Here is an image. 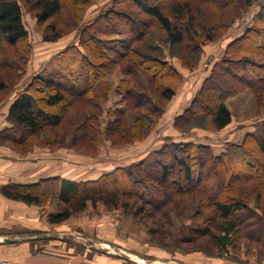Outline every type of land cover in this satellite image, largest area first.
Masks as SVG:
<instances>
[{
  "label": "trees",
  "instance_id": "obj_1",
  "mask_svg": "<svg viewBox=\"0 0 264 264\" xmlns=\"http://www.w3.org/2000/svg\"><path fill=\"white\" fill-rule=\"evenodd\" d=\"M63 2L69 10L73 11L74 8L75 14H78L79 20L72 23V28L77 29L78 45L66 46L49 59L52 66L32 76L24 90L9 106L6 116L9 126L0 130V144L10 147L19 154H27L36 147L73 148L75 143L83 141H87L89 149L96 152L104 141H114L111 136L116 134L115 132L122 130V133H130L131 127L127 125L121 127L125 124V113L129 108L144 110L138 121L143 120L144 123L148 122V125L141 130L140 138L133 137L134 139L126 141L128 139L123 136L121 142L143 140L183 81L177 70L164 59L162 53L165 46L171 51V57L178 59L183 67L196 68L203 47L219 40L230 22L235 20L233 12L237 15L242 14L256 0H125L123 3L113 0L110 9L99 12L84 27L80 25L85 12L90 7L89 0H0V56L5 54L3 46L14 49L16 53L23 46L25 51L20 53L18 63L14 60L3 61V58H0V97L11 88L6 84L2 71L17 70L19 75L14 74L12 78L10 77V82L16 81L28 62L30 45L27 30L21 19L22 9L35 19L37 26L45 29L49 26L48 22L60 14L65 5ZM198 2H205L211 7L209 6L208 11L204 10ZM227 13L229 17H226L229 19L226 20L225 17L222 21ZM217 19L218 22H213ZM150 23L157 26L158 37L162 38L161 44L157 43L156 34L148 31L147 26ZM50 29L52 32L44 33L43 41L53 42L59 38L55 28L50 27ZM221 30L224 33L223 31L221 33ZM218 32L221 34L219 35ZM172 48H175V54ZM253 50L264 51V6H260L259 12L254 15L253 26L226 47L224 57L213 65L209 75L202 81L197 95L175 119L174 124L178 130L182 131L189 122L206 118L212 125V130L220 131L228 126L231 122V114L224 98L231 87V79L240 87L264 88V52L258 53L263 57L262 64H258L247 57L257 53ZM237 55L239 57L236 61L230 60L229 57ZM144 64L154 71L153 74L146 73ZM116 68H119L122 76L131 78L136 92L129 93L123 79L119 82L114 90L120 96L119 104L122 107L106 112L108 116H113L114 120L104 131H100L98 118L100 108L97 102L100 98L104 100L109 96L112 87L110 80L105 77L110 70ZM217 72L225 74L230 81L227 89L219 79L214 80ZM86 92H91L92 96L86 98L84 96ZM65 94L70 96L69 102ZM147 99L154 102L152 107L145 106ZM75 100L83 101L93 109V112L77 109L75 117L77 118V114L80 115L77 119L81 120L78 126H83L80 130H83L81 134L83 138L72 136L70 145H63L62 141H58L59 134L56 131L65 115L62 113L65 107L62 106L64 103L65 106H73L71 104ZM188 114L192 117L189 116L180 124L178 120ZM46 132L51 134L47 135L49 139L44 138L40 141L34 139L39 134L44 136ZM248 146L255 148L264 156V131L258 135L253 133L247 135L239 145L226 143L225 150L218 155L213 154L208 145H198L193 142L167 144L154 153L155 160L150 164L138 163L133 168H116L97 179L80 182L53 177L29 185L10 183L0 188V194L6 199L34 206L42 205L46 197L53 198L61 209L60 212L48 216L49 224L63 223L70 216L82 213L87 205L94 206L97 203L109 210L121 208L125 214L139 217L141 212L145 215L146 210L137 211L135 210L137 208L134 209L132 206L134 203L123 202V198L129 197L132 193L126 190L143 186L145 182H153L167 190L173 175V166H178L181 181L191 184V189L198 190L199 193L205 190L202 189L203 184L209 183L213 177L216 180L213 190L207 189L201 194L205 199L207 198L215 216L214 230L202 232L192 227L188 229L189 234L197 233V235L192 234L195 239L209 236L210 243H204L202 240L201 243L196 240L189 241V238L181 237L182 239H178L174 246L160 233V230L163 229V232L166 230L156 224L153 226L154 232L147 231L149 243L152 247L168 253L189 254L200 251L207 256L212 255L202 248L212 245L218 253L217 257L224 255L227 257L228 248L239 237H245L241 221L237 216L247 208V204L237 195H233L234 190L226 195L222 192L226 187L232 188V185L241 180L233 169L235 166L239 168L242 164H238L235 159L238 155L249 157L245 152ZM168 148L171 150L165 152ZM190 152L199 154L193 157ZM159 156L164 160L160 161ZM201 157L209 161L212 167L204 166ZM195 162H198L202 169L197 175H194L192 170ZM241 182L243 180L239 183ZM163 204L164 201L156 203L151 199L142 200V206L149 205L157 212ZM257 209L260 212L259 218L264 223V212L259 207ZM185 228L187 227H183ZM258 231L260 232L261 228ZM262 232L264 234V229ZM155 234L160 236L159 240L153 237ZM246 239L264 247V237L250 235V238ZM188 244H193L194 248H186L185 245ZM177 245L183 247L179 248Z\"/></svg>",
  "mask_w": 264,
  "mask_h": 264
},
{
  "label": "rangeland",
  "instance_id": "obj_2",
  "mask_svg": "<svg viewBox=\"0 0 264 264\" xmlns=\"http://www.w3.org/2000/svg\"><path fill=\"white\" fill-rule=\"evenodd\" d=\"M116 1H120V3L125 2V0ZM89 2L90 7L85 12L83 18L84 20L82 19L80 27H84L86 24H89L90 21H92L99 14V12L110 9L112 7L113 0H89ZM199 5L207 11L211 7L210 5V7L206 5L205 2L199 3ZM260 6H264V0H256V2L251 7L245 9L242 14L240 13L239 15H237L235 14L236 12H233V16L235 15V20L230 22L225 33L223 30L220 31L221 33L223 31L224 34L220 36L221 38L219 40L207 44L206 48L205 46L203 47L202 53L197 63V67L194 69H187L183 67L178 59L171 57V51H169V49H167V46H165V50H163L162 53L164 59L169 62L179 74L181 72L182 75L180 74V76L182 79L185 78V82L182 81V84L176 90L175 95L166 105V108L163 110L162 114L156 119L155 123L152 124V126L150 127V131L147 133V136L143 140L121 142V138L123 136L128 139L126 141H129V139L140 138L142 136L141 130H144V128L148 125V122L144 123L143 120L138 121V119H141L143 115L142 112H145L144 110L139 111L133 108H129V110H127L125 113V124L121 127L123 128L126 125L128 127H131L132 130L130 131V133L124 132V134L122 133V130L115 132L116 134L111 136V139L114 141H104L99 149H96V152L89 149L90 147H88L89 145L87 141H83L82 143H75V146H73V148L57 147L51 149L47 147H36L27 154H19L10 147H6L0 144V147L4 150L1 159L6 162V164L15 166L10 171V173L12 174H14L16 170L20 171V166L25 169V167L27 166L25 164H27V162L30 160H32L30 161L32 163L42 161L39 159L35 160L37 157H40L44 158L43 160L45 161V165L55 168L54 172L56 174H60L63 176L72 175L74 177H79V179L82 178L83 180L87 179L88 177H90L89 175H91V177H95L97 179L102 174L112 172L116 168H120V166H123L121 168H133V166L138 163L150 164L154 162L155 157L153 156L155 152H150L154 145L155 147H158L156 145H162L159 148L161 149L164 145L173 144L174 142L179 143V141L183 140L192 141L195 144L198 143V145H200L199 143L208 145L214 154L215 152L213 148L224 151L226 148V143L239 145L244 141L247 135H250L252 133L257 135L263 133L264 88L261 86H257L253 89L240 87L235 85L234 81L231 78V87L227 92L228 95H226L224 98L225 105L231 114V122L228 126H226V128L220 131L212 130V125L209 123V120L207 118L189 122L184 126V129H182V131L184 132L178 130V128L174 124L175 119L181 115L183 110L188 107L191 99L194 98V96L199 92L202 81L209 75L213 65L224 57L226 47L237 37L242 35L243 32L253 26V17L259 12ZM77 15L74 12V8L73 11H71L65 4L60 14L48 22L49 26L45 29H42L37 26L35 19L26 10L22 9L21 19L28 33L30 54L28 62L18 80H12V82H10V77L12 78L14 74L16 76L19 75L17 74V70L12 71L9 69H5L4 71H2L4 80L7 82L6 84H9L8 86L9 88H11L9 89V91L7 89V91L0 97V118L6 112L4 106L7 105V103L11 104V102H13L19 96V94L24 90L27 84L26 82H29L30 78L35 74L42 73L44 71V68L48 69L52 66L48 61L49 59L54 57L58 51H61L67 45H78V34L76 35L77 29L72 28V23L79 20V17H77ZM226 16L229 17V13L224 16L222 21L225 20ZM228 17H226V20L229 19ZM213 22H218V19L213 20ZM50 27L55 28V30L59 33V38L53 42L43 41L44 33L50 34L52 32ZM147 29L148 31L156 34L155 39L157 40V43L162 42V38L160 39L158 37L159 32L156 25L150 23L147 26ZM172 49L174 50L175 54V48ZM3 50L5 51V54L0 56V58H3V61L14 60L16 61V63L19 62L20 53L25 52L23 46H21L17 50L18 53H16L14 49H8L4 46ZM253 51L257 53L255 55H247L249 60L258 64H262L263 57L261 55H258V53H263L264 51ZM156 55L157 53L155 54V56ZM237 57H239V55L229 58L230 60L236 61ZM43 60L44 63H42ZM143 67L145 68L147 74H153L154 71L148 68V65L144 64ZM109 72L107 73V77L105 78L110 80L112 90L106 99L101 100L100 98L97 102L99 103L100 108L98 110L100 131H104L106 126H109V123L114 120V117L111 115L108 116L106 112L122 107V105L119 104L120 96L114 90L118 86L119 82L123 79L124 82H126V90L129 93L136 92L134 86L132 85L133 81L131 80V78L129 79L122 76L120 74L119 68L113 69L111 73ZM226 77L227 76L225 74L217 72L214 80L217 81V79H219L221 82H223V87L227 89L229 87L230 81ZM13 82L15 83L13 85H10ZM183 83L186 84L187 88H191V91L187 89V92L191 94L189 97V101L187 102L183 97ZM84 96L87 98L92 96V94L91 92H86ZM65 97L68 98L69 102L71 99L70 96L65 94ZM149 100L150 99H147L145 101V104L147 103L145 106L152 107L154 105V102ZM157 101L161 102L160 100ZM65 104L66 103H64V105L62 106V108L65 107L62 111V113H64L65 115L63 117L62 124L57 128L56 131L59 134L58 141H62L64 143L63 145L69 146L72 136L83 138V135H81L83 130L80 131L83 126H78L81 120L77 119L80 115L77 114L76 118L75 112L77 111V109H85L88 112L91 111L92 113L93 109L80 100H75L74 102H72L71 105L73 106H65ZM169 105L171 106V108L173 107V105H175V111L169 108ZM43 108L46 109V107ZM189 116L190 114L178 121L180 122V124H182V122H184ZM190 117H192V115ZM7 126H9L8 123L5 127ZM47 135H51L50 132L44 133V136L39 134L34 139L36 141H40L42 139L44 140V138L49 139ZM170 150L168 148L165 150V152H169ZM193 152L189 153L190 155H193V157L199 154H194ZM245 152L246 155H249V157L246 158L244 156V158L242 155L236 156L235 160L238 164H242V166H240L239 168L235 166V168L233 169L235 174L239 175L241 179L239 180H243V182L239 183V181L237 184L235 183L234 185H232L233 187L231 186L232 188L226 187L222 192L224 195H226L230 191L234 190L233 195H237L241 201L246 202L247 208L238 213L237 216L238 220L241 221L240 224H242L245 237H239L234 242V244H232L230 248H228L227 257L226 255L217 257L218 253L214 248H212V245H209L206 248H202L205 252L212 256H207L200 251H194L191 253H200L206 257L211 258L227 259L230 261L234 260L239 263L246 262L245 259L248 258V256H255L257 260L264 261V247L259 243H255V241L246 239L250 238V235L260 236L261 238L264 237V234L262 232V229H264V223L260 220V212L257 209L259 207L264 212V156L260 152H257L255 148H251L249 146L245 149ZM33 153L34 156H32ZM47 158L50 159L47 160ZM51 158H53V160H51ZM169 158L170 157H168V159ZM201 158L203 160L204 166L212 167L209 164V161H206L203 157ZM159 159L160 161L164 160L162 156H159ZM48 162H51V164ZM173 167V175L171 177V182L169 183V185H167V190H164L158 184H155L153 182H145L143 186H136L134 188L131 187L130 189L126 190V192L131 191L132 193L129 197L123 198V202L126 203V201H128V204L134 203V205L132 204V206L134 209L137 208L135 209L137 211L138 209L146 210L145 215H142L144 213L141 212L139 214V217L133 216V218L131 214H125L121 208L109 210L100 203H97L94 206L89 204L87 205V207L93 209L94 211L105 210L107 212H118L117 217H119L121 221L123 220L122 222L125 225V229L128 231H131V228H133L134 231L140 230V238H143L145 236V238H147L148 240L149 246H151V244L149 243L147 231L149 232L150 230V233L154 232L155 229L153 228V226L155 224L163 227L164 230H166L163 232L162 229L160 230V233L163 234V236L166 238V241L169 240V243L173 244L174 246L176 245V241L181 237H183V239L189 238V241L196 240V242L201 243L202 240V242L204 243H210L209 240L211 238L209 236H203V238L195 239L192 234L197 235L196 232L191 234L188 233V229H191V227L194 230H201L202 232H205L204 230H214L216 221L215 216L212 213L210 203L208 202V200H206L207 198L205 199L204 195L201 196L203 191L199 193L198 190L191 189V184H185L184 182H182L180 179L181 176L178 174L180 173L178 172L179 167ZM44 169L45 172L46 168ZM192 170L194 172V175H197L199 171L202 172V169L199 166L198 162L194 163ZM6 171L8 170H4L3 168H1V172L7 174ZM234 172H232V174H234ZM255 173H257L258 177H255L257 176L255 175ZM215 182L216 180L213 177L211 178V180H209V183L203 184L202 189L205 188L203 193H205L207 189L213 190L215 188ZM176 183L180 184L181 186ZM163 192H166V194H164ZM150 199L156 203H158V201H164L163 207L160 208V210L157 212L149 205L142 206V200L146 201ZM56 204V200L51 197H46L43 200L42 205L40 206L49 207L46 208V210L49 212H60L61 208H59ZM1 208L2 210H4L3 207ZM137 211H135L136 214H138ZM147 211L149 213H147ZM80 214L81 213L72 215V218L77 217ZM141 220L144 221L142 222ZM183 227L187 228L183 229ZM260 228L261 231L259 232L258 230ZM35 236H37V234H28V237ZM153 237L156 240H159L160 238V236L156 234ZM62 238L67 239V241H71L72 237L63 235ZM75 239L77 240L78 238L75 237ZM177 246L179 248L183 247L181 245ZM185 247L190 249L194 248L193 244L185 245ZM76 250H78V248ZM168 254H170L172 257H175L176 255H185L176 252ZM130 258L133 260L135 259L133 258V256ZM173 260L174 259L169 261ZM134 261H137L140 264H162L163 262L162 260L159 262L148 260V262L143 260L142 258H140L139 260L135 259ZM169 261L165 263L168 264ZM174 261L171 264H175Z\"/></svg>",
  "mask_w": 264,
  "mask_h": 264
},
{
  "label": "crops",
  "instance_id": "obj_3",
  "mask_svg": "<svg viewBox=\"0 0 264 264\" xmlns=\"http://www.w3.org/2000/svg\"><path fill=\"white\" fill-rule=\"evenodd\" d=\"M42 63H44V60ZM183 82H185V78H183ZM187 89L191 91V88H187L186 84L183 83L182 92L186 102L189 101L191 95L187 92ZM10 105L7 103L4 106L6 112L0 118V130L7 125L6 116ZM175 105L172 108L169 105V108L174 110ZM188 142L192 141H179V143ZM199 144L205 145L203 143ZM156 146L158 147L154 145L150 152L159 151L162 145ZM213 149L215 155L223 152L222 150ZM3 152V148L0 147V172L1 168L8 171H6L7 174L0 173V188L10 183L20 185L35 184L40 180L53 177L75 182L96 179L91 177V175L83 180L72 175L63 176L56 174L54 172L55 168L45 165L44 158L40 157L35 160L39 159L42 161L32 163L30 162L32 160H27L25 169L20 166V171L16 170L12 174L10 171L15 166L6 164L1 159ZM32 156H34V153ZM48 163L51 164V162ZM44 168H46L45 172ZM0 206L4 209L2 210L0 207V264H140L134 261L140 258L145 261L154 260V262L162 260V264H167L165 262L172 259L175 260H173L175 264H264V261L257 260L255 256H248L244 263L206 257L200 253L172 257L161 249L149 246L144 234V237L140 238V230L134 231L133 228H131V231L126 230L123 220L121 221L117 217L118 212L115 211H94L87 207L77 217L72 218L71 216L60 224H49L47 218L54 213L46 210L49 207L25 205L21 202L6 199L1 194ZM28 234H37V236L28 237ZM63 235L71 236V241L62 238ZM75 237L78 239L76 240ZM75 248H78V250ZM132 256L135 258L134 260L130 258ZM173 261H169L168 264L173 263Z\"/></svg>",
  "mask_w": 264,
  "mask_h": 264
}]
</instances>
